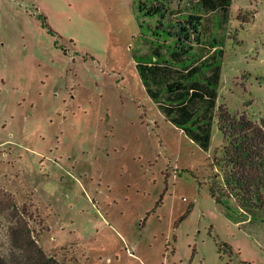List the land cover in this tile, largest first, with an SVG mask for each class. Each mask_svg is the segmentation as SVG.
<instances>
[{
	"label": "rangeland",
	"instance_id": "1",
	"mask_svg": "<svg viewBox=\"0 0 264 264\" xmlns=\"http://www.w3.org/2000/svg\"><path fill=\"white\" fill-rule=\"evenodd\" d=\"M140 1L0 0V184L37 209L40 243L62 261L264 264V210L211 194L224 190L217 124L204 148L147 89L165 104L166 84L197 65L186 77L195 89L209 94L211 83L218 108L261 122L264 0H169L165 21L203 17L186 54ZM140 61L155 78L144 80ZM217 66L219 81H207ZM7 226L0 214L3 252Z\"/></svg>",
	"mask_w": 264,
	"mask_h": 264
},
{
	"label": "trees",
	"instance_id": "2",
	"mask_svg": "<svg viewBox=\"0 0 264 264\" xmlns=\"http://www.w3.org/2000/svg\"><path fill=\"white\" fill-rule=\"evenodd\" d=\"M200 7L212 8L224 0H187ZM156 5L147 1L139 2V9L151 17H159L158 27L174 37L180 54H186L201 42L199 27L203 17L197 13L184 14L180 20L165 21L169 0H156ZM230 5V4H229ZM202 8H199L201 10ZM144 80L155 78V66L147 62L138 63ZM200 67L188 68L186 77L199 75ZM186 77L167 83L164 89L168 93L165 105L159 101V92L151 86L147 89L154 100L163 106L170 120L183 127L202 147L209 148L214 123L223 133L222 155L216 158L221 167L224 190L211 187V194L220 204L231 208L230 200L243 212L254 213L264 210V118L258 122L247 113H233L224 105L217 107V89L209 84L211 92L202 94L194 86L197 79L187 81ZM220 79V67L213 68V74L207 81L215 83ZM190 84V86L188 85ZM192 85V86H191ZM194 85V86H193ZM203 99L200 112L192 110L195 99ZM177 106H174L176 105ZM162 200V196L160 201ZM190 211V210H188ZM188 213V212H187ZM0 214L8 218L7 231L9 246L7 251L0 250V264H83L79 258L60 260L56 254H48L40 243V235L45 227L38 218L40 213L32 209L27 202L19 203L13 192L0 184ZM41 223L37 228L36 224Z\"/></svg>",
	"mask_w": 264,
	"mask_h": 264
}]
</instances>
